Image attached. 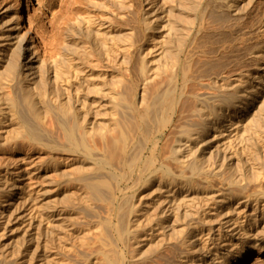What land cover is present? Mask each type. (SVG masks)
Instances as JSON below:
<instances>
[{
	"label": "bare ground",
	"instance_id": "6f19581e",
	"mask_svg": "<svg viewBox=\"0 0 264 264\" xmlns=\"http://www.w3.org/2000/svg\"><path fill=\"white\" fill-rule=\"evenodd\" d=\"M18 1L15 15L5 22L0 19V83L20 91L19 96L9 94L7 105L0 103V117H11L18 135L45 142V135L27 120L25 104L37 116L51 111L46 104L37 107L32 93L41 88L40 98H45L51 85L58 97L50 99L62 112L66 140L88 156L94 150L86 140L90 130L101 132V146L120 162L131 152V132L143 130L154 118L157 130L171 127L175 139L171 146L166 140L162 151L168 147V154L162 152L163 162L147 179L160 180L158 189L165 194L158 204L160 211H141L142 202L132 204L131 211H109L108 228L99 233L93 252L83 255L81 248L73 249L82 261L72 264H246L249 258L250 264L263 262L264 16L260 4L256 0H61L58 20L45 25L37 22L35 2L40 0ZM138 3L151 42L141 49L139 78L132 70L137 44L128 38L130 33L122 32L128 20L138 15ZM93 11H99L98 17ZM24 16L28 29L21 22ZM78 34L93 42L77 49L75 58L68 55L62 66L56 56L60 39L77 44ZM114 37L117 40L110 43L108 38ZM188 38L190 49H180ZM90 92L101 94L103 104L95 108L111 115V121L116 122L120 114L130 115L132 131L123 129L108 141L107 125L99 130L80 121L82 112L86 116L93 112L88 102L99 101ZM148 142L145 138L141 143L133 167L143 159ZM95 148L102 150L97 144ZM101 153L100 167L107 165L115 172ZM148 162L154 165L155 156ZM6 181L4 190L11 193L10 187L16 185L8 183L10 178ZM216 181L228 182L229 194ZM252 181L259 186L257 194L243 195ZM105 186L101 180L89 183L97 198L105 197ZM2 202L0 218L10 208ZM29 215L33 223V212ZM150 245L155 247L148 250Z\"/></svg>",
	"mask_w": 264,
	"mask_h": 264
},
{
	"label": "rangeland",
	"instance_id": "374dc122",
	"mask_svg": "<svg viewBox=\"0 0 264 264\" xmlns=\"http://www.w3.org/2000/svg\"><path fill=\"white\" fill-rule=\"evenodd\" d=\"M255 2L260 4V15L264 16V0H256ZM18 3L20 4L18 0L17 2L16 0H0V19L3 22L15 15V11L20 8ZM35 4L37 8L39 7L38 16L40 15L37 16V22L47 25L51 19L56 18L58 20L61 0H55L54 3L50 0H40V3L37 1ZM138 4L140 5V3ZM138 4V15L130 18L122 29L123 33H130L128 38L131 37L137 44V47L133 48L132 59V70L137 78H139L142 63L141 49L146 48L151 43L145 36L143 14L140 11L142 6ZM95 12L100 14L99 11ZM16 21L17 19H14L13 24H16ZM21 22L28 29L27 16H24ZM3 27L5 28V26ZM115 33L117 32L115 31ZM78 36L80 38L77 44L70 39H68V43L64 42L62 38L60 39L56 56L62 66L67 64L68 55L75 58L78 54L77 49L89 47L93 42V39L86 34H78ZM116 40L115 37L113 39L108 38L110 43ZM190 47V39L188 38L181 43L180 49L187 51ZM154 56L155 53L152 57ZM14 87L8 86L5 82L0 83L1 106L7 105V99L10 98L9 94L17 96L18 93L19 96V87H15L17 89ZM52 87L51 85L48 86L50 93L47 92V95L43 93L47 96L43 95L45 98H40L41 88L32 92L37 107L40 105V107L42 105L44 107L46 104L48 108L52 109L48 113L42 112L41 115L37 116L25 104L27 120L42 133L43 137L45 135V142L38 143L33 141L31 136L18 135V126L13 119L8 116L2 120V116L0 117V188L2 190L0 200L3 201L4 205L10 206L6 211V216L0 218V264H72L78 260L82 261L79 253L85 255L93 252L99 233L108 228L106 219L109 211H131L132 204L139 205V202L143 203L141 211H146V208H150L149 211H160L161 207L158 204L165 196L163 191L158 189L160 180L147 181V179L151 177L152 171L160 167L161 162H163L162 148H165L166 140L169 139V146L174 143L175 139L171 133V127L158 131V121L154 118L143 126V130L132 131L130 129L132 122L129 120L131 116L128 114H126L127 117L120 114L116 118V122L118 120L119 122L116 123L114 120L116 123L114 125L115 123L111 121V115H104L100 112L101 108H95V106L100 107L103 104L104 100H102L101 94L90 92L91 98L98 99L99 97V101L96 105H91L88 102L89 108H92L93 112L86 116L81 111L80 121L93 124L99 130L103 125H107L108 127L105 128H109L106 133L109 137L108 141L113 134L115 137L120 136L119 133L123 129L132 131L134 143L131 145V152L120 162L113 155L111 156L108 148L101 146L99 140L101 132L90 130L86 140L94 150L93 155L88 156L82 150L72 148L66 140L60 124L63 119L62 112L57 110L59 105H56L55 101L52 102L58 97L57 92ZM182 87L183 82L181 81L179 92ZM93 94L98 96H93ZM64 96L66 97L65 94ZM41 99L43 102L45 99V103L41 104ZM65 101L63 100V102ZM76 104H78L76 107L81 109L79 103ZM178 105L176 106L177 110ZM145 138H148L149 142L142 154L143 159L136 161L133 167L135 155L140 150L141 143H144ZM95 144L102 149L101 152L104 151V153L102 152L104 155L97 152ZM155 144L159 146V149L153 151L156 147H154ZM165 151H168V147ZM100 153L103 155L102 157L105 156L114 165L115 172L107 165L104 168L100 167V162H98ZM152 155L155 156L156 163L149 165L148 160ZM251 170L248 174H251ZM7 178H10L9 184L16 185V187H10L11 193L5 192L8 188L4 190L5 186L8 185ZM96 180L106 182V186L102 188L104 198L95 197L89 188V183ZM215 183L216 186L223 188L225 193L229 194L228 182L218 183L216 181ZM252 183L251 186L249 185L242 191L246 192L243 195H252L253 191L257 194L258 190L256 189L259 186L254 181ZM113 195L116 197L114 205L111 203ZM20 200L23 202L20 203ZM195 201L198 202V199ZM146 203L150 205H145ZM31 212L35 217L33 223H30L29 218ZM74 246H78V248H74ZM151 247L155 246L150 245L148 250ZM68 248L70 249L68 250ZM80 248L81 250L77 255L73 249ZM156 250L157 247L149 254ZM250 261L251 258L246 261V264H250ZM260 264H264V258Z\"/></svg>",
	"mask_w": 264,
	"mask_h": 264
}]
</instances>
